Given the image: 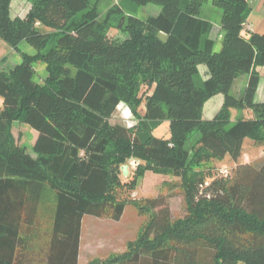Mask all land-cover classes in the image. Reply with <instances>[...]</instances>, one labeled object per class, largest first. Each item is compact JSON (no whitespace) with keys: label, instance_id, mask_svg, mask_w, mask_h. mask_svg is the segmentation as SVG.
Segmentation results:
<instances>
[{"label":"trees","instance_id":"obj_1","mask_svg":"<svg viewBox=\"0 0 264 264\" xmlns=\"http://www.w3.org/2000/svg\"><path fill=\"white\" fill-rule=\"evenodd\" d=\"M12 1L0 0V38L16 50L26 41L37 54L0 69V137L20 119L38 136L36 158L0 144V264H79L84 217L119 222L123 192L147 174L181 179L187 213L174 220L163 197L146 200L140 211L150 219L139 241L101 264H264V160L239 164L246 140L264 149V103L256 102L264 34L244 33L250 0H213L222 11L220 52L202 18L206 0H121L109 15L127 16L124 42L110 40L93 0H28L25 17H12ZM149 4L162 12L140 19ZM34 62L47 67L45 85L35 82ZM200 65L210 76L198 86ZM138 73L151 88L143 115L132 83ZM241 75L248 81L237 99L231 91ZM219 94L221 111L204 120L205 104ZM122 103L135 106L133 128L110 123ZM233 111L243 114L234 124ZM164 121L169 139L153 134ZM226 157L237 165L231 180L206 182L193 172ZM133 161L127 181L121 168L131 171Z\"/></svg>","mask_w":264,"mask_h":264},{"label":"rangeland","instance_id":"obj_2","mask_svg":"<svg viewBox=\"0 0 264 264\" xmlns=\"http://www.w3.org/2000/svg\"><path fill=\"white\" fill-rule=\"evenodd\" d=\"M16 1V0H15ZM121 0H93L91 9L97 13L99 20L107 25V32L110 40L114 42H124L130 38L126 31L125 18L119 15L109 13L119 8ZM31 4L28 0H17L14 4L13 17H24L28 14ZM162 12V7L158 4H149L141 7L138 12L140 19L146 20L149 17H156ZM202 18L210 21L213 25L210 38L216 42L215 52L222 49V29L221 18L222 11L213 5V0H206L202 8ZM45 31L48 29H44ZM37 50L26 41L14 49L10 44L0 38V69L11 72L22 63V56L33 57ZM32 69L35 73V82L45 85L48 79L47 67L44 63L34 62ZM262 83H264V68H259ZM209 69L206 65L199 66V73L194 77L198 86L203 85L209 79ZM248 76L241 75L232 88L231 95L241 99L247 86ZM137 88V96L141 100L137 107L139 115L145 111V99L151 92L149 88V79L146 75L138 73L132 80ZM225 101L224 94H219L210 99L203 108V119L213 120L221 111ZM1 106V98H0ZM135 106L131 107L124 103L120 104L112 116L110 123L112 125H121L126 128H133L139 122V117L134 113ZM243 117L241 112L233 111L232 124ZM153 134L157 138L169 139L171 137L169 121L162 122ZM37 132L27 126L23 119L15 121L11 125L8 135L0 137V144L8 142L16 149H23L32 157L36 158L33 146L37 139ZM199 134L194 133L189 138L187 148L191 149L197 144ZM193 157V153L191 154ZM264 160V149L257 147L251 140H247L244 145L242 158L239 164L256 165ZM131 165V164H130ZM236 164L229 157L223 160L214 161L210 164L194 165L193 172L202 175L206 182H210L214 177H220L221 171L229 170V180L235 176ZM124 167V166H123ZM121 168V170L123 169ZM134 167L131 165L130 174L123 179L130 181L133 179ZM121 178V179H122ZM128 204L125 213L119 222L105 218L85 216L83 220V246L81 248L79 264H101L109 261L114 256L125 254L132 245H135L146 228L150 213H141L140 208L146 200L162 198L165 206H169L174 220L182 218L188 211L185 194L182 187V180L179 178L162 177L154 174H147L144 180L139 183L136 190L131 193L123 192ZM242 264V263H240Z\"/></svg>","mask_w":264,"mask_h":264},{"label":"crops","instance_id":"obj_3","mask_svg":"<svg viewBox=\"0 0 264 264\" xmlns=\"http://www.w3.org/2000/svg\"><path fill=\"white\" fill-rule=\"evenodd\" d=\"M16 1L15 0L12 1V5H11L12 17H13L14 4ZM249 6H250V14L244 33L252 32L258 34H264V0H250ZM256 102L264 103V83H262V79L260 81L259 89L256 95ZM82 246H83V228H82L81 248Z\"/></svg>","mask_w":264,"mask_h":264},{"label":"built area","instance_id":"obj_4","mask_svg":"<svg viewBox=\"0 0 264 264\" xmlns=\"http://www.w3.org/2000/svg\"><path fill=\"white\" fill-rule=\"evenodd\" d=\"M131 165L134 167V169L136 168L137 166V163L136 162H132ZM221 174L224 176V177H228L230 175L229 173V170L228 169H224L221 171Z\"/></svg>","mask_w":264,"mask_h":264},{"label":"water","instance_id":"obj_5","mask_svg":"<svg viewBox=\"0 0 264 264\" xmlns=\"http://www.w3.org/2000/svg\"><path fill=\"white\" fill-rule=\"evenodd\" d=\"M122 171H123V176L124 177H127L130 174L128 166H124Z\"/></svg>","mask_w":264,"mask_h":264}]
</instances>
